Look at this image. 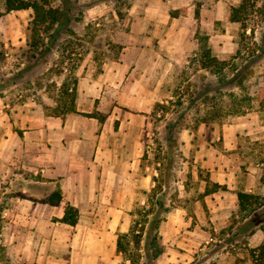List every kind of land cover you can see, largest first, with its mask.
Wrapping results in <instances>:
<instances>
[{
	"label": "rangeland",
	"instance_id": "1",
	"mask_svg": "<svg viewBox=\"0 0 264 264\" xmlns=\"http://www.w3.org/2000/svg\"><path fill=\"white\" fill-rule=\"evenodd\" d=\"M49 1L63 9L65 18L42 60L25 55L31 11L0 19V85L18 84L5 96L15 104L46 101L48 114L65 112L70 106L65 91L75 88L77 71L99 75L106 65L123 60L135 72L140 62L152 73L157 70L162 102H155L149 115L152 132L141 169L155 183L139 192L130 212L131 226L141 221L136 230L142 238L129 252L137 264H147L144 220L161 198L170 212L162 215L157 233L163 253L153 264H252L248 251L264 236L236 235L234 194L251 191L264 200V20L259 24L255 15L241 41L240 24L230 23L227 15L242 0ZM146 20H152L149 30ZM133 27L137 36H129ZM183 28L188 43L182 51ZM139 36L146 42L139 44ZM205 38L212 56L223 63L218 76L200 64ZM223 179L232 191L204 195L207 181ZM6 203L0 199V245L5 247L0 264L11 261L1 220ZM119 264L131 263L121 256Z\"/></svg>",
	"mask_w": 264,
	"mask_h": 264
},
{
	"label": "crops",
	"instance_id": "2",
	"mask_svg": "<svg viewBox=\"0 0 264 264\" xmlns=\"http://www.w3.org/2000/svg\"><path fill=\"white\" fill-rule=\"evenodd\" d=\"M187 31H179L182 51ZM140 63L137 72L124 60L99 75L77 71L76 112L59 117L46 113V101H10L5 95L18 84L0 91V199L7 202L1 220L9 264H119L118 236L131 228L139 192L155 183L141 169L162 77ZM93 112L104 123L85 116ZM67 206L79 211L75 227L54 221Z\"/></svg>",
	"mask_w": 264,
	"mask_h": 264
},
{
	"label": "trees",
	"instance_id": "3",
	"mask_svg": "<svg viewBox=\"0 0 264 264\" xmlns=\"http://www.w3.org/2000/svg\"><path fill=\"white\" fill-rule=\"evenodd\" d=\"M31 11L32 20L29 24V36L27 38V51L25 55L28 60H42L44 53L50 50L51 43L54 41V33L63 26L65 14L63 9L55 8L49 0H4V11L0 12V19L11 12ZM258 15L260 24L264 20V0H242L238 5L232 6L229 9L227 19L230 23L240 24L242 32L240 34L241 41L246 38V32L249 29L248 22ZM175 17L174 14H171ZM251 33H254V28H250ZM201 60L200 64L203 69L208 70L211 74L220 75L223 63L219 62L212 56L210 49L207 46V38L203 39L200 47ZM223 82V80L221 81ZM8 84L0 85V91L6 88ZM69 97L70 106L65 112L53 111L48 114L54 117L66 113H74L75 111V88L70 91H65ZM90 118H96L99 123H104L105 116L93 112L85 114ZM219 191H227L225 185L212 183L207 181L205 196L217 193ZM237 220H236V235L244 232L247 236H253L257 231L264 236V220H260V210L264 207V200L261 196L237 192ZM59 200V198H58ZM161 198L157 200V209L149 210L144 220L148 222V227L145 232V255L147 256V264L153 262L162 255L163 249L158 243V229L163 222L162 215L168 214L170 209L167 208ZM152 215L151 220L147 216ZM79 211L77 208L67 206L64 215L61 219H54L55 222L75 227L78 223ZM141 226V221H133L130 230L127 233L120 234L117 239V253L123 257L124 261H129L131 264H137L133 255L129 252L131 243L139 244L142 238V232L137 231L136 227ZM0 251L5 252V247L0 245ZM248 257L252 264H264V240L255 248L249 249Z\"/></svg>",
	"mask_w": 264,
	"mask_h": 264
}]
</instances>
